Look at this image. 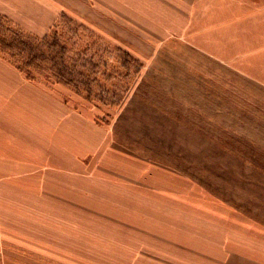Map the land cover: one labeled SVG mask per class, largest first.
I'll use <instances>...</instances> for the list:
<instances>
[{"label": "rangeland", "instance_id": "rangeland-1", "mask_svg": "<svg viewBox=\"0 0 264 264\" xmlns=\"http://www.w3.org/2000/svg\"><path fill=\"white\" fill-rule=\"evenodd\" d=\"M235 2L126 22L0 0V264H264V0ZM24 107L61 115L66 146L17 140L41 134Z\"/></svg>", "mask_w": 264, "mask_h": 264}, {"label": "crops", "instance_id": "crops-1", "mask_svg": "<svg viewBox=\"0 0 264 264\" xmlns=\"http://www.w3.org/2000/svg\"><path fill=\"white\" fill-rule=\"evenodd\" d=\"M115 7L112 10H116V3L120 4L121 11H127L129 17L126 22H225L226 15L231 18L235 14V7L238 6L235 0H108ZM227 11L226 15L225 12ZM205 12V13H203ZM228 18V19H229ZM205 19V20H204ZM204 20V21H203ZM2 111L11 109L6 103H0ZM38 112L32 108H25V117L23 119L31 118L29 121H24V126L30 131L40 129L41 134L39 137L33 138L34 133L31 132L30 139L20 138L17 139L20 142H24L26 147L33 148V139H39L41 147V154L48 151L47 148H52L56 144H65V121L60 118L61 115L47 116L41 122L38 121L39 116L34 114ZM35 116L37 118H32ZM27 120V119H26ZM14 123L11 119L6 120L0 128L5 130L6 134H0V138L3 136L7 138V135H11L14 132ZM12 137V135H11ZM4 138V141H5ZM8 139V138H7ZM27 139V140H26ZM10 145L13 143L8 139ZM14 144V143H13ZM44 148V150H43ZM49 160L46 162L48 163ZM222 213V212H221ZM221 218H226L225 214ZM229 215V214H228ZM241 216H239L240 219Z\"/></svg>", "mask_w": 264, "mask_h": 264}]
</instances>
